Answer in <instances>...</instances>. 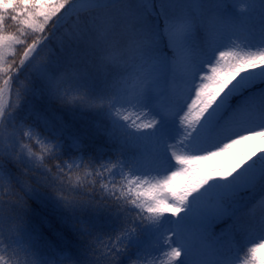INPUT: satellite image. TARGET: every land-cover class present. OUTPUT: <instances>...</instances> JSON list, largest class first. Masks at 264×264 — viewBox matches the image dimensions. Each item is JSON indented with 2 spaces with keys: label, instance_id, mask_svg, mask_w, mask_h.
Here are the masks:
<instances>
[{
  "label": "snow or ice",
  "instance_id": "obj_1",
  "mask_svg": "<svg viewBox=\"0 0 264 264\" xmlns=\"http://www.w3.org/2000/svg\"><path fill=\"white\" fill-rule=\"evenodd\" d=\"M228 7L258 8L261 22ZM36 97L101 113L97 130L113 154L85 156L64 118L40 111ZM36 190L69 211L118 217L119 227L77 224L81 258L50 256L27 228ZM142 234L149 241L131 255ZM161 256L264 264V3L0 0V264Z\"/></svg>",
  "mask_w": 264,
  "mask_h": 264
},
{
  "label": "trees",
  "instance_id": "obj_2",
  "mask_svg": "<svg viewBox=\"0 0 264 264\" xmlns=\"http://www.w3.org/2000/svg\"><path fill=\"white\" fill-rule=\"evenodd\" d=\"M183 3H191L192 0H179ZM204 3H213L215 0H201ZM238 2V0H237ZM242 2L251 4L264 3V0H244ZM231 9V7H228ZM227 8V9H228ZM226 11V9H225ZM226 14V12H225ZM261 12L258 8H252L248 13L241 14L237 19L247 17L244 23L253 26L260 23ZM154 22L159 23V16H155ZM100 84L97 82V87ZM34 103L38 109L48 115H61L69 127L65 130V135H74L80 138L83 145V154L85 156L93 155L97 159L107 158L113 154L114 144L106 141V138L98 133V125H102L104 120L102 114L97 112H81L80 110H67L49 106L44 100L36 97ZM64 139V138H62ZM64 155L73 154L70 141L64 139ZM103 183V181H102ZM99 187V185H97ZM29 212L27 214L28 231L39 233L41 242L52 252H64L77 259L81 258V250L85 241L81 239L82 233L76 228L77 224L85 223L93 231L110 233L119 227V218L113 217L108 213H96L91 210L69 211L48 191L36 190L29 196ZM134 207V206H133ZM221 225L216 226V231H221ZM146 234L141 235L144 240ZM144 244L139 247H133L131 255L141 250Z\"/></svg>",
  "mask_w": 264,
  "mask_h": 264
},
{
  "label": "rangeland",
  "instance_id": "obj_3",
  "mask_svg": "<svg viewBox=\"0 0 264 264\" xmlns=\"http://www.w3.org/2000/svg\"><path fill=\"white\" fill-rule=\"evenodd\" d=\"M242 1H244V0H238L239 3H246V2H242ZM193 2H194V0H193ZM225 12H226L227 15H230V16H237V17H239V16L241 15V13H238V12L236 11V9H234V8H231V9L228 8V9H226ZM193 96H194V93H193ZM189 103H190V101H189ZM111 179H112L111 177H108L107 174H105V179L103 180V183H106L109 189L112 187V184H111V182H110ZM124 183H126V181H124ZM149 239H150L149 235L146 234L145 237H144V240H141V238H140L139 241L134 242L133 247H139V246L141 245V243H142V244H145V243H147V242L149 241ZM43 250H44L45 252H47L48 255H50V256H55L57 253H61V254H63L62 252H57V253L53 254V253H52L51 251H49V249H47L46 247H45ZM133 251H134V249H133ZM133 251H132V252H133ZM166 259H167L166 257L161 256V258H160V264H165Z\"/></svg>",
  "mask_w": 264,
  "mask_h": 264
}]
</instances>
